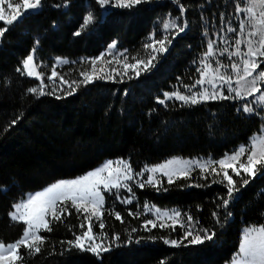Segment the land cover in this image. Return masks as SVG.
Here are the masks:
<instances>
[{
  "label": "trees",
  "instance_id": "1",
  "mask_svg": "<svg viewBox=\"0 0 264 264\" xmlns=\"http://www.w3.org/2000/svg\"><path fill=\"white\" fill-rule=\"evenodd\" d=\"M241 4L242 0H147L131 9L103 10L92 0H42L40 9L5 32L0 39V241L14 242L22 233L23 224L8 217L12 205L52 181L80 175L114 158L127 161L134 174L143 172L128 182L134 193L132 203L116 198L132 195L126 188L104 193L103 230L100 221L92 218L97 241L104 238V244L111 245L108 251L96 256L69 246L67 242L87 228L84 214L69 206L70 215L53 221L52 231L42 233L46 239L39 253L21 249L20 264H227L238 252L241 228L264 224V174L241 186L227 210L218 207L226 189L214 182L222 174L202 175L195 169L188 179L175 178L170 184L161 177L157 187L138 186L147 179L146 167L173 156L218 160L263 130L264 111L251 100H209L196 105L175 99L166 105L157 101L164 92L177 89L190 94L184 85L200 78L197 69L208 40L226 34L231 24L237 28L236 7ZM179 6L184 8L183 15ZM89 12L94 23L74 35ZM176 17H180L177 23L187 25L178 35L175 29H163V22ZM152 34L156 40L164 35L172 39L167 51L157 55L150 71L136 76L129 69L123 75L121 65L135 63L132 57L147 60L151 50L144 45L151 42ZM113 41L116 46L110 50ZM34 47L44 95L28 91L39 87L40 79L17 71ZM101 53L104 57L97 61V71L103 67L106 74L115 68L120 74L80 83V72L91 74L90 60ZM57 58L68 63L57 64ZM53 68L58 77L49 80ZM61 76L77 81L73 94L65 95L70 89L61 84ZM245 103L255 111H238ZM233 179L239 185L241 177L233 175ZM155 209L179 211L186 224L191 215L194 231L208 229L215 236L200 245L186 240L178 246L165 243L180 240L185 228H145L146 220L156 219Z\"/></svg>",
  "mask_w": 264,
  "mask_h": 264
},
{
  "label": "snow or ice",
  "instance_id": "2",
  "mask_svg": "<svg viewBox=\"0 0 264 264\" xmlns=\"http://www.w3.org/2000/svg\"><path fill=\"white\" fill-rule=\"evenodd\" d=\"M144 2H147V0H95V3L103 10L109 7L131 9ZM5 4L7 5V10L4 7ZM41 6L42 0H18L15 3H13V0H0V22L4 23V27H0V39L14 24L20 23L27 15L34 13ZM57 7H60V5H57ZM257 9H259V12H257ZM179 10L181 15H183V6H179ZM236 11L247 13L246 24L244 21L240 23V33H244L246 25L250 30L247 33L248 39L246 41L235 39L234 51H230L227 47L221 50L222 55L225 53L228 55L231 63L224 65L217 60L214 67L210 58L215 55V41L208 40L207 50L203 53V58L200 60L201 68L197 69L200 78L192 85H184L185 88L189 89L190 94H184L178 89L172 92H164L163 98L157 97L159 104L166 105L167 101L175 99L184 105H196L209 100H245L247 97L255 96L256 102L264 107V89L261 87V84H264V71H259L260 64L264 63V61L260 60V58H264V0H247L245 7L241 8L237 5ZM179 19L180 17H176L163 22V29L165 31L175 29V35L183 33L187 25L186 22L183 24L177 23ZM94 20L93 13L89 12L83 17V22L74 35H81V32L94 23ZM228 31L236 32L237 29L229 27ZM172 38L174 39L175 37L173 36ZM149 39L151 42L144 45L145 49L151 50L147 60L132 57L131 59L135 60V63H123V75H127L129 69L134 70L136 76H139L141 71H150L151 67L154 66L157 55L166 52L167 46L172 42L168 35L156 40L154 34H152ZM221 39L224 43H227L223 37ZM38 44L39 40L36 41V45ZM241 44H246V52L241 49ZM115 46L116 42L113 41L108 47L111 50ZM34 52L35 47L32 50V54H29L22 61V69L18 68L17 71H22L29 77L40 79L41 85L36 88H30L28 91L37 95H44L43 74L38 70V66L35 63ZM103 57L104 53H101L100 56L90 60L91 74L87 71H81L80 76L83 77V80L80 83L88 84L98 78L114 79L112 73L120 74L115 68L106 74L103 67H100L99 71H97V61H101ZM233 57H239V61L232 60ZM128 59L127 55L123 56L124 61ZM56 62L57 64L61 62L68 63L67 60L61 61V58H57ZM116 63L120 64L121 61L117 60ZM225 68L235 73V87L233 86L232 76L228 72L222 71ZM57 77L58 73L53 68L48 79L53 80ZM59 79L62 85L67 84L69 86L70 90L66 91L65 95H71L76 91L77 81L69 82L62 76ZM205 84L209 85L211 90H209V87H204ZM197 85L201 86V90L192 92L191 89ZM225 88L227 95L224 91ZM257 93L259 95H256ZM241 110L244 113H253L255 111L247 103L238 109V111ZM15 122L13 121L12 123ZM195 169H199L202 175L204 173L217 176L222 174V178L214 182L223 184L226 189V196L221 198V204L218 207H223L227 210L228 205L240 191L241 186L248 185L250 179L258 174H264V130L251 138L247 145H240L231 154H225L219 160H184L174 158L162 165H156L151 168L146 167L144 171L150 174L138 186L140 188L148 185L157 187L160 182L152 175L156 172H162L163 175L167 176L168 182L171 184L173 177L188 179ZM229 169L231 170V175L229 174ZM138 175H143V172L134 174L131 165L127 161H108L103 166L89 171L79 178L61 180L45 187L41 191L29 193L22 197L12 205V210L8 212V217L10 222L23 224L24 227L20 237L14 242L5 243L0 241V264H20L24 259L21 255L22 248L32 255L39 253L46 239L40 233L42 231H52L51 224L53 221L60 222L64 214L70 215L68 213L69 206L75 209L78 214L83 213L84 220L87 221L86 230L80 235H76L74 240L68 241L69 246L81 251L91 252L96 256L108 251L111 245L106 246L104 238H101L99 242L97 241V236L93 232L92 218L100 221L99 227L103 230L105 225L102 220L103 212L101 209L105 203L104 193H110L113 190L118 192L121 188H126L129 193H132V187L128 182ZM233 175L241 177L239 185L233 179ZM204 179H207V176H204ZM133 197L134 193L126 197L117 195L116 198L121 203L130 204ZM145 208L148 209V206L145 205ZM181 215L179 211L169 212L155 209L156 219L146 220L144 227L147 228L148 225H151L153 228L158 226L160 228L169 227L175 229L179 225L185 228L184 235L180 240L171 239L165 241V243L173 246H178L185 240L190 245H200L214 238L215 233L209 232L208 229H204L202 232L194 231L191 227L193 220L191 215L187 216V224L181 221ZM213 216L216 217L217 213L214 212ZM226 216H231V213L226 212ZM115 217L118 220L122 219L118 212L115 213ZM165 221H171V223L169 224ZM79 227L83 229L85 225L82 223ZM133 231L136 230L133 229ZM115 239H119V237L116 236ZM231 264H264V224L249 225L242 230L238 252L234 254Z\"/></svg>",
  "mask_w": 264,
  "mask_h": 264
},
{
  "label": "rangeland",
  "instance_id": "3",
  "mask_svg": "<svg viewBox=\"0 0 264 264\" xmlns=\"http://www.w3.org/2000/svg\"><path fill=\"white\" fill-rule=\"evenodd\" d=\"M15 2H18V0H13V3H15ZM92 2L95 3V0H92ZM246 3H247V0H242V4L240 5V7H241V8L245 7ZM4 7H5V9L7 10V5H6V4L4 5ZM257 12H259V9H257ZM237 14H238V17H237V23H236V25H237V28H236L237 31H236V32H229V31H228L226 34L220 35V36L216 37L215 40H214V41H215V49H216V51H215V55H214L213 57L210 58V61L212 62V64H213L214 67H215V62H216L217 60H219L220 63H221V64H224V65H228V64L231 63V60L229 59V57H228V55H227L226 53L223 54V55L221 54V50H222L223 48L227 47V48H229L230 51H234V49H235V44H234L235 39H242V40H245V41L248 39V35H247V33H248V31L250 30V28H249L247 25H246V27H245V29H244V33H243V34H241L240 31H239V26H240L241 21H244L245 24H246V22H247V13L237 12ZM231 25H232V24H231ZM231 25H230L229 27H231ZM229 27H228V28H229ZM232 28H233V27H232ZM221 37H223V38L227 41V43H224V41L221 39ZM254 40H255V38H254ZM240 47H241V49H242L243 51H245V52L247 51L246 44H241ZM31 54H32V52H31ZM115 60L117 61V59H115ZM232 60H236V61L238 62V61H239V57H233ZM260 60H261V61H264V58H260ZM120 64H122V62H121ZM122 65H123V64H122ZM122 65H121V66H122ZM122 69H123V67H122ZM222 71L228 72V73L232 76L233 86L235 87V86H236V85H235V80H236V75H235V73H232L231 70L228 69V68H225V69H223ZM259 71H264V63H261V64H260ZM249 79H251V78H249ZM204 87H209V90H211V89H210V86L207 85V84H205ZM261 87H262V89H264V84H261ZM199 90H201V86L199 87ZM224 91H225V94L227 95V90H226V88L224 89ZM256 95H259V93H257ZM246 100H251V103H252V104H254V105L257 106V107H261L262 110L264 111V107H262L260 103L256 102V100H255V96L247 97ZM263 130H264V128H263ZM261 132H262V131H261ZM261 132H260V133H261ZM260 133H258V134H260ZM258 134H256V135H258ZM256 135H254V136H256ZM254 136H252V138H253ZM248 143H249V142H247V143L244 144V145H247ZM230 154H231V153H230ZM174 158H180V159H184V160H208V159H203V158H186V157H181V156H173V157H170V158H168L167 160L161 162V163L158 164V165H162V164H164L166 161L171 160V159H174ZM222 158H223V157H222ZM220 159H221V158H220ZM120 160H123V159H118V158H114V159H106V160H104L103 162L99 163L97 166L93 167L92 169H90V170H88V171H86V172H84V173H82V174H80V175H76V176H74V177H69V178H64V179H57V180L52 181L51 183L45 185L44 187H42V188H40V189H37V190H34V191L30 192V193H35V192H37V191H41V190H43L45 187H47V186H49V185H51V184H53V183H55V182L61 181V180H72V179L79 178V177H81V176L87 174L89 171H93V170H95V169H97V168L103 166V165H104L106 162H108V161L116 162V161H120ZM218 160H219V159H218ZM123 161H124V160H123ZM149 168H151V167H149ZM197 170H199V169H197ZM229 171H231V170L229 169ZM149 174H150V173L146 172V176H148ZM152 175H154V178H155L156 180H158V181L161 179V177H163V178H165V179L168 180L167 176L163 175L162 172H156V173H154V174H152ZM175 178H176V177H173V179H175ZM28 194H29V193H28ZM26 195H27V194H26ZM26 195H25V196H26ZM11 210H12V209H11ZM101 211H102V209H101ZM165 222H167V221H165ZM23 226H24V225H23ZM245 227H247V226H243V227L241 228V230H240V239H241V237H242V230H243ZM43 232H44V231H42L40 234L42 235ZM240 239H239V241H240ZM227 264H231V262H229V263H227Z\"/></svg>",
  "mask_w": 264,
  "mask_h": 264
}]
</instances>
